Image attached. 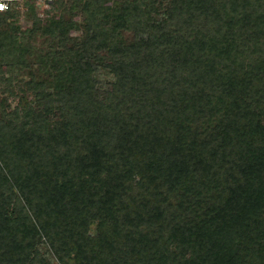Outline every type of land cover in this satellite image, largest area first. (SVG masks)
<instances>
[{"label": "trees", "instance_id": "obj_1", "mask_svg": "<svg viewBox=\"0 0 264 264\" xmlns=\"http://www.w3.org/2000/svg\"><path fill=\"white\" fill-rule=\"evenodd\" d=\"M21 1L0 264H264V0H50L45 25Z\"/></svg>", "mask_w": 264, "mask_h": 264}, {"label": "rangeland", "instance_id": "obj_2", "mask_svg": "<svg viewBox=\"0 0 264 264\" xmlns=\"http://www.w3.org/2000/svg\"><path fill=\"white\" fill-rule=\"evenodd\" d=\"M31 4H33V6L36 8V12H37V17L38 19L42 22L43 25H45L46 23H48L49 19L51 18V14L50 13H46L44 12V10H50V5L47 4L48 1L50 0H29ZM106 4L109 3V0H103ZM18 8V10L20 11L19 15L16 18L17 23L19 24L20 27H25L27 26L30 22L27 18L25 14V10H26V6L23 4V1L21 0H17L16 4H15ZM80 31H73L71 32L72 35L75 36H79L80 35ZM139 37H144L143 35H139ZM33 44L36 46V48H43L44 47V41L42 40V38L40 36H35L33 38ZM98 53L100 54H105V49L102 47L98 48ZM93 75L95 78L98 79V87L101 89L104 88H111V77L107 75L106 72H104L102 69H95L93 71ZM20 77L22 78H26V73H20ZM2 97H6V102L9 103L11 106L15 103L16 99L15 98H11L9 96L4 95H0V98ZM27 99L29 101H32V98L29 94H27ZM89 233L91 235H96V232L94 230L93 227L90 228Z\"/></svg>", "mask_w": 264, "mask_h": 264}, {"label": "built area", "instance_id": "obj_3", "mask_svg": "<svg viewBox=\"0 0 264 264\" xmlns=\"http://www.w3.org/2000/svg\"><path fill=\"white\" fill-rule=\"evenodd\" d=\"M10 2H11V0H0V4L5 5L3 10H0V12L6 10L8 8V6L10 5Z\"/></svg>", "mask_w": 264, "mask_h": 264}, {"label": "clouds", "instance_id": "obj_4", "mask_svg": "<svg viewBox=\"0 0 264 264\" xmlns=\"http://www.w3.org/2000/svg\"><path fill=\"white\" fill-rule=\"evenodd\" d=\"M4 7H5V5L0 4V10H3Z\"/></svg>", "mask_w": 264, "mask_h": 264}]
</instances>
